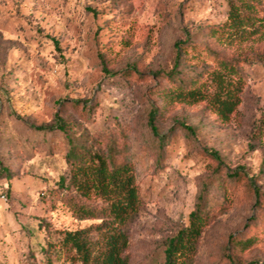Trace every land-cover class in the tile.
<instances>
[{"label": "rangeland", "instance_id": "rangeland-1", "mask_svg": "<svg viewBox=\"0 0 264 264\" xmlns=\"http://www.w3.org/2000/svg\"><path fill=\"white\" fill-rule=\"evenodd\" d=\"M227 11L226 0H0V264H46L50 241L97 223L75 219L67 199H81L59 185L69 172L59 119L77 137H113L136 165L142 208L130 228V264H163L165 241L188 224L202 182L217 173L225 188H212L210 205L227 198L231 208L206 229L194 264H232L229 255L264 264V61L255 59L264 41L214 43L206 30ZM178 42L245 58L242 103L228 122L204 105L169 106L156 95L168 81L154 74L173 68ZM183 63L192 76L212 62ZM152 109L161 145L148 124ZM238 235L256 246L230 251ZM53 259L81 264L75 255Z\"/></svg>", "mask_w": 264, "mask_h": 264}, {"label": "trees", "instance_id": "trees-1", "mask_svg": "<svg viewBox=\"0 0 264 264\" xmlns=\"http://www.w3.org/2000/svg\"><path fill=\"white\" fill-rule=\"evenodd\" d=\"M226 2V21L208 27L207 36L223 48L264 41V0ZM53 41L56 49L60 50L59 42ZM255 59L264 61V54L255 55ZM185 61L212 63L201 73L187 76L180 70ZM244 61L245 58H225L206 44L178 42L173 68L154 74L155 78L168 81V85L160 87L156 95L169 106L204 105L220 120L228 122L242 103L246 87L241 68ZM85 109L86 113L90 112L89 107ZM155 121L156 111L152 109L148 124L161 145L165 141L159 135ZM183 127L191 130L185 125ZM47 128L41 126L37 129L46 131ZM54 128L64 135L68 146L65 159L69 172L61 177L59 185L81 199L77 201L69 197L66 204L78 221L97 223L83 230L64 231L55 243L50 241V248L45 252L50 251L52 255L46 256V264H53V258L62 260L64 255H75L81 264H130L126 254L130 245V228L142 208L136 165L122 153L113 137H77L71 125L63 119H59ZM96 144H100L98 148ZM227 178L238 181L241 176L228 174ZM216 184L225 188L224 180L218 173L202 182L188 224L164 243L163 264H194L206 229L218 213L230 210L231 202L227 198L219 209L210 205V193ZM261 204V197L257 194V211L261 209ZM91 233L97 235L96 240L90 239ZM256 244L254 237H229V250L234 253H245ZM227 258L232 264H238L232 256Z\"/></svg>", "mask_w": 264, "mask_h": 264}]
</instances>
